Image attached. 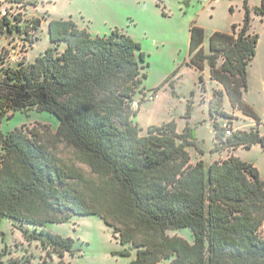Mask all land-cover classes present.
<instances>
[{
  "label": "trees",
  "instance_id": "1",
  "mask_svg": "<svg viewBox=\"0 0 264 264\" xmlns=\"http://www.w3.org/2000/svg\"><path fill=\"white\" fill-rule=\"evenodd\" d=\"M2 3L0 35L29 36L40 24L35 17L23 28L21 12L3 13ZM254 12L264 14V0ZM249 21L246 6L235 35L210 33L209 53L204 28L191 24L187 63L201 70L206 62L231 105L256 118L241 95L256 53ZM48 36L51 45L32 61L0 66V118L35 108L58 120L55 131L36 122L0 133V219L33 227L25 229L26 238L38 240L46 256L58 255L57 264H71L63 257L74 253L73 240L46 226L88 214L111 228L123 245L118 254L133 250L129 264H264V179L254 164L234 153L208 165L203 158L192 162L194 130L186 123L178 131L174 119L140 133L134 117L145 100L146 56L131 36L117 29L93 35L63 17L48 20ZM221 96L213 93L209 113L230 117L220 108ZM213 127V138L224 139L211 152L264 145V134L254 127ZM60 143L73 150L72 158L59 155ZM179 228L189 230L190 240L169 233ZM8 264L34 263L10 257Z\"/></svg>",
  "mask_w": 264,
  "mask_h": 264
},
{
  "label": "rangeland",
  "instance_id": "2",
  "mask_svg": "<svg viewBox=\"0 0 264 264\" xmlns=\"http://www.w3.org/2000/svg\"><path fill=\"white\" fill-rule=\"evenodd\" d=\"M2 6L3 13L5 10L9 14L21 12L23 28L35 17L40 18V24L30 30L29 36L21 31H5L0 35V66L16 65L20 60L32 61L51 45L50 18H70L93 35H108L114 29L120 30L136 40L146 56L142 68L147 73L142 81L145 100L134 117L140 133H145L151 124L170 119L175 120L178 131L188 123L195 133L196 144L188 146L192 162L203 158L208 165L213 159L234 153L251 161L264 179V145L256 143L234 151L225 146L211 152L215 143L224 139L213 138L214 122L226 128L231 125L233 129L254 127L264 134V14L254 12L255 7L261 6V0H3ZM246 6L250 9L249 32L257 35V42L256 53L247 67L246 89L241 95L256 118L244 113L240 106L231 105L223 85L210 78L206 62L201 70L187 63L191 24L204 28L203 45L209 53L210 33L218 30L235 35L243 22ZM233 24L238 26L232 29ZM220 62L218 58L217 65ZM158 86L160 88L155 90ZM215 91H221L220 108L230 117L209 113L208 103ZM151 93H157V97L150 99ZM36 122L46 124L52 131L58 126L55 115L32 108L14 111L10 117L3 115L0 133ZM57 152L65 159L73 157V150L64 143L58 145ZM26 228L28 232L33 231L27 223L6 216L0 219V264H8L10 257H29L34 264L43 260L44 264H57L60 257L56 254L46 256L38 240L26 238ZM46 228L72 238L74 253L63 257L71 264H129L133 258V250L127 256L117 253L123 245L98 215H73L66 222L48 224ZM169 233L190 240L187 228Z\"/></svg>",
  "mask_w": 264,
  "mask_h": 264
},
{
  "label": "built area",
  "instance_id": "3",
  "mask_svg": "<svg viewBox=\"0 0 264 264\" xmlns=\"http://www.w3.org/2000/svg\"><path fill=\"white\" fill-rule=\"evenodd\" d=\"M153 97H157V93H151V95H150V99L153 98ZM226 133L229 134V133H230V130L227 129V130H226ZM260 234H261L262 236H264V222H263V224H262L261 227H260Z\"/></svg>",
  "mask_w": 264,
  "mask_h": 264
}]
</instances>
